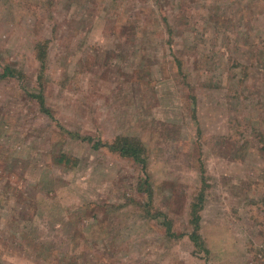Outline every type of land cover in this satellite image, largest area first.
Wrapping results in <instances>:
<instances>
[{
    "label": "rangeland",
    "instance_id": "rangeland-1",
    "mask_svg": "<svg viewBox=\"0 0 264 264\" xmlns=\"http://www.w3.org/2000/svg\"><path fill=\"white\" fill-rule=\"evenodd\" d=\"M0 264H264V0H0Z\"/></svg>",
    "mask_w": 264,
    "mask_h": 264
},
{
    "label": "trees",
    "instance_id": "trees-1",
    "mask_svg": "<svg viewBox=\"0 0 264 264\" xmlns=\"http://www.w3.org/2000/svg\"><path fill=\"white\" fill-rule=\"evenodd\" d=\"M45 48L42 47V49L40 48L39 52H37V57L39 59H41V56L42 55L41 53L43 52ZM40 53V54H39ZM43 57V56H42ZM41 61L43 62V60L41 59ZM8 71V70H6ZM9 75V71L6 72V75ZM40 103H42V98L41 100H39ZM104 146V144L102 143H97L95 144V147H98V146ZM112 145V146H111ZM108 148H110V150L112 151H118L120 152L119 154H121V156H128V157H133L135 160H139V155H138V152L139 150H141V146L139 144H134L133 142L129 141L128 139H116L112 144L110 145H106ZM140 146V147H139ZM138 147V148H137ZM191 240L194 241L195 240V235H193L191 237Z\"/></svg>",
    "mask_w": 264,
    "mask_h": 264
}]
</instances>
